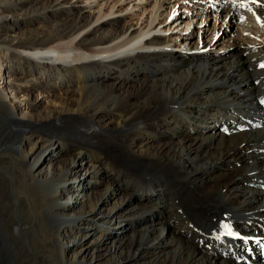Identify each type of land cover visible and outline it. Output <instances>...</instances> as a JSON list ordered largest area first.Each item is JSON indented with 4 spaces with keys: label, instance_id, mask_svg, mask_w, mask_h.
Listing matches in <instances>:
<instances>
[{
    "label": "bare ground",
    "instance_id": "6f19581e",
    "mask_svg": "<svg viewBox=\"0 0 264 264\" xmlns=\"http://www.w3.org/2000/svg\"><path fill=\"white\" fill-rule=\"evenodd\" d=\"M96 1L0 0L19 104L0 126V264H264V0H229L252 34L229 55L205 51L229 46L215 26L191 53L168 50L191 33H151L179 0L138 26Z\"/></svg>",
    "mask_w": 264,
    "mask_h": 264
},
{
    "label": "rangeland",
    "instance_id": "374dc122",
    "mask_svg": "<svg viewBox=\"0 0 264 264\" xmlns=\"http://www.w3.org/2000/svg\"><path fill=\"white\" fill-rule=\"evenodd\" d=\"M106 1L110 2L111 5L113 3H116V1H118V5L115 7V13L107 15L106 18L104 19L114 20V21L121 20L122 22L125 20L128 22L134 23L135 26L139 25L137 23L138 19L136 15L137 13L142 15L141 6L145 5L146 7H148V11H149L152 9V7L154 6V3L156 2V0H116V1L115 0H97L96 2L103 3ZM120 2L121 3L124 2V3L122 7L120 6L121 12L120 11L117 12V10L119 9V5L121 4ZM176 4L177 5L174 8L172 7V9L171 7H166L170 5L168 4L164 6L161 10H159V12L161 11L160 13L162 16L160 17V19H158V21L160 20L165 21L167 18V14H169L168 19L167 21L161 23V25H158L155 29L151 31L152 34L153 33L154 34L163 33L166 35H174V36L180 35V33H183L186 35L191 33L189 43L187 44L183 43V44H180V46L168 47V49L169 48L173 49L172 52L191 53L193 51V48H194L193 46H195V43L199 41V39L201 40V42L204 40L203 36L205 35V33H207L204 31L205 25H207V27L210 28L209 33H212L214 26H215L216 29L220 31L218 35L216 34L217 37L219 36L218 39L222 37V38H225V40L229 42V43L227 42L229 46L224 47V48L223 47L220 48L221 43L215 46L213 50L211 48L212 46H210L209 50L207 48L205 49L206 52L214 51V53H217V54H224V55L228 54L229 55V53L232 52L233 49L236 48L235 50H237V47H238L237 45H233V46L230 45V43H232L233 40L238 41L239 43H242V42H245L243 41L244 36H249V35L252 36V34L247 32V30L243 29V24L245 23L247 19V16L245 14L239 17L238 13L231 12L230 15H228V17L224 19L226 12L229 9H231V8L228 9V6L230 4L229 0H214V1L194 0L192 2L179 0V2H177ZM217 8L219 9L223 8V12H221L219 9L217 10ZM96 9L98 8L96 7ZM143 17H145V15ZM174 19H176L177 22H175L176 20L173 21ZM186 21H191V22L189 25H187ZM223 21H224V24H222ZM167 28L169 29L166 30ZM207 39L210 40V38H207ZM218 39L215 40L214 38L212 45H214L215 41H217ZM163 49L166 50V47ZM25 55L26 54H24L23 56ZM6 63H7L6 52L1 50L0 48V92L7 94V101H6L5 107L3 108V110L0 108V126L4 125L5 124L4 122H6L5 115H4L5 111H12L13 109L15 110L17 108L19 109V104L17 100L12 98V94H11V89L13 85L12 79H11L12 76H9L8 72H6L5 70ZM37 96H38L37 102H39V104L37 105L38 111L47 109V106H48V104H46L47 94L43 93ZM0 152H3L5 154L11 153L10 145L6 144L3 140H0ZM63 153L61 154V156H64ZM87 180L89 181V179ZM123 181L125 182L128 180H126V178L123 175H121L119 182H123ZM133 219L135 218L133 217L132 213L129 215V218L125 219V222L128 224V229L125 230L124 234H126L127 232L131 230L130 221H133ZM100 225H103V224H100ZM116 233H120V231L117 230ZM9 254H13V250H11Z\"/></svg>",
    "mask_w": 264,
    "mask_h": 264
},
{
    "label": "snow or ice",
    "instance_id": "6c2138e0",
    "mask_svg": "<svg viewBox=\"0 0 264 264\" xmlns=\"http://www.w3.org/2000/svg\"><path fill=\"white\" fill-rule=\"evenodd\" d=\"M253 2H255V0H253ZM259 19V18H258ZM262 66H264V65H262ZM225 227H227L226 225H225Z\"/></svg>",
    "mask_w": 264,
    "mask_h": 264
}]
</instances>
